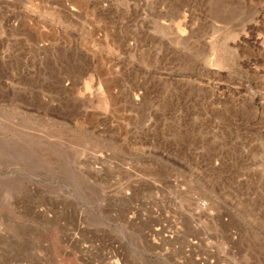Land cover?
I'll return each instance as SVG.
<instances>
[{"label":"rangeland","instance_id":"rangeland-1","mask_svg":"<svg viewBox=\"0 0 264 264\" xmlns=\"http://www.w3.org/2000/svg\"><path fill=\"white\" fill-rule=\"evenodd\" d=\"M0 264H264V0H0Z\"/></svg>","mask_w":264,"mask_h":264}]
</instances>
